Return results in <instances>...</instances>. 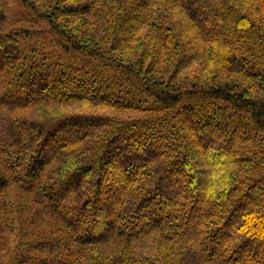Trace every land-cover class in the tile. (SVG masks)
Here are the masks:
<instances>
[{
    "label": "trees",
    "instance_id": "obj_1",
    "mask_svg": "<svg viewBox=\"0 0 264 264\" xmlns=\"http://www.w3.org/2000/svg\"><path fill=\"white\" fill-rule=\"evenodd\" d=\"M198 1L0 9V264H264V0Z\"/></svg>",
    "mask_w": 264,
    "mask_h": 264
},
{
    "label": "rangeland",
    "instance_id": "obj_2",
    "mask_svg": "<svg viewBox=\"0 0 264 264\" xmlns=\"http://www.w3.org/2000/svg\"><path fill=\"white\" fill-rule=\"evenodd\" d=\"M197 2H199L197 0ZM0 9L2 11H7L8 10V13H12L11 11H14L15 12V15H22L24 18H26L27 16L26 15H23L22 13V10L21 8L19 7L18 3L14 2V0H0ZM33 23L35 24L33 26L34 29H37V30H42L44 31L45 33H48V28H47V25L42 23L40 20H34L33 19ZM47 39H49L51 41L52 44L54 45H58V43H62L59 39H54V36H48ZM56 43V44H55ZM69 112L71 111L70 109L68 110ZM95 112H99L97 109L95 110ZM109 115H114L112 113H109ZM126 116V115H124Z\"/></svg>",
    "mask_w": 264,
    "mask_h": 264
}]
</instances>
